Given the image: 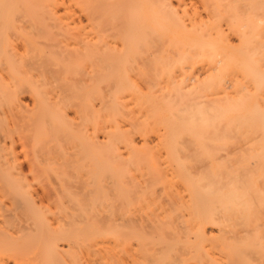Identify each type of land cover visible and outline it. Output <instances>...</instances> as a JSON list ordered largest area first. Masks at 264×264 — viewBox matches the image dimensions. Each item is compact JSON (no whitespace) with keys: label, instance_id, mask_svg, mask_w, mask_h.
I'll return each mask as SVG.
<instances>
[{"label":"bare ground","instance_id":"1","mask_svg":"<svg viewBox=\"0 0 264 264\" xmlns=\"http://www.w3.org/2000/svg\"><path fill=\"white\" fill-rule=\"evenodd\" d=\"M3 105L31 127L32 171L60 120L105 142L111 191L79 218L119 264H264V0H0Z\"/></svg>","mask_w":264,"mask_h":264},{"label":"rangeland","instance_id":"2","mask_svg":"<svg viewBox=\"0 0 264 264\" xmlns=\"http://www.w3.org/2000/svg\"><path fill=\"white\" fill-rule=\"evenodd\" d=\"M21 101L27 106L18 110L23 117L21 119H24V115L27 117L35 115V110H31L33 106L31 98L23 94ZM14 111L17 110H9L5 105L0 107V145L2 146L0 184H4V186L0 185V227L3 232L5 231V233L1 231L4 235H0V249L4 250L3 256L8 261L15 258L17 262L20 260L18 263L23 262V264L26 262L22 260L23 256L31 257L34 253L41 254L40 262H52L53 260L52 264H55L54 262L56 264H119V258L111 257L105 252L110 238L106 225L97 222L94 217L89 221L85 217L79 218L84 212L90 215L101 208L105 204V196L111 191L110 187L99 188L103 178L115 173L114 162L106 153L105 142L100 136H98L99 140L94 139L91 128L87 133H83L82 131H86L83 128L79 131L77 127L73 128L74 125L73 127L66 125L71 122L80 124L78 119L66 120L63 125L60 120L61 123L59 121L57 124L55 133L57 137L53 140L55 142L50 140L54 146L50 144L47 146L48 149L53 148V153L57 155L53 158L54 162L46 165L47 168L43 172L39 169L32 171L30 160L35 156L32 157L31 152L34 150L31 151L33 147H30V143L34 141L31 139L29 142L28 140L31 127L23 123L25 119L27 120L26 117L23 121L20 118L16 121L14 118L16 113L12 114ZM42 145L44 146L43 143ZM77 147L81 148H78L81 151L77 150ZM73 148H75L76 155L81 153L84 157L82 151L85 152L86 163L79 156L77 160L76 155L72 158ZM43 149H45L44 152H42ZM45 151L46 148L41 149L42 153L52 154V151L47 150L49 153ZM82 161L83 164H80ZM86 164L92 166H85ZM85 167L89 168L87 169L90 171L88 174H84ZM87 177L93 179L92 183L86 182ZM82 180L85 182H82L83 186H81ZM32 199H35L33 200L36 202H33L35 205ZM72 211L76 217L72 216ZM32 222H35L36 226ZM26 225L36 227V230L34 228L36 234L28 235L31 234V230L28 234L25 233ZM50 237H56L58 241L67 239L63 247L57 249L56 256H54L56 252L54 255L49 253L52 250L50 247L52 241L46 244L50 241ZM1 250L2 253L3 250ZM132 252L133 247L126 245L122 250V255H129ZM10 264H12L11 261Z\"/></svg>","mask_w":264,"mask_h":264}]
</instances>
